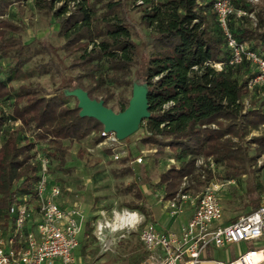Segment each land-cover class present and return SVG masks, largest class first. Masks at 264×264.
Listing matches in <instances>:
<instances>
[{
    "label": "trees",
    "instance_id": "obj_1",
    "mask_svg": "<svg viewBox=\"0 0 264 264\" xmlns=\"http://www.w3.org/2000/svg\"><path fill=\"white\" fill-rule=\"evenodd\" d=\"M12 1L0 0V17ZM32 1L36 9L50 13L59 23L58 35L64 39L62 48L67 54L81 51L73 62V67L82 70L75 78L77 85L90 98L101 99L113 109L109 105L113 92L108 85L132 87L137 66L138 45L126 19V2ZM55 1L63 3L53 8ZM138 1L132 2L141 8L140 22L149 30L143 41L148 53L142 76L148 88L150 116L143 120L147 128L141 143L154 145L160 154L165 148L170 150L179 163L160 174L157 186H164L163 197L174 196L180 179L193 171L195 159L200 156L212 157L223 166L225 177L250 175L249 162L264 152V136L251 138L256 142V155L250 154L242 139L264 124V86L257 84L248 89L247 82L256 71L247 61L228 64L230 52L216 22L213 1ZM233 4L235 8L253 11L257 23L248 28L242 27L243 19L237 26L231 20L229 29L239 42H250L251 48L264 56V9H255L246 0H233ZM101 9L102 13H98ZM17 31L10 21L0 18V60L6 61L0 69V102L11 112L0 116V134L8 132L0 147L1 224L11 221L7 209L12 202L34 200L37 152L46 155L49 163L55 160L57 168L62 169L69 150L64 141L79 142L92 132L98 133L96 142L103 141L102 125L92 118L79 117L77 101L69 106L62 92L44 96L23 85L11 89L9 83L24 76L30 50L19 36L10 34ZM217 63L221 69L215 67ZM84 77L90 80L88 85L81 81ZM248 95L255 99L246 105L244 98ZM116 104L121 111L128 99ZM16 120L21 121V128L30 130L32 140L3 129L5 123ZM134 196L137 202L142 198L136 191ZM125 206L147 213L134 202ZM85 228V234L91 233L90 221Z\"/></svg>",
    "mask_w": 264,
    "mask_h": 264
},
{
    "label": "rangeland",
    "instance_id": "obj_2",
    "mask_svg": "<svg viewBox=\"0 0 264 264\" xmlns=\"http://www.w3.org/2000/svg\"><path fill=\"white\" fill-rule=\"evenodd\" d=\"M121 1L126 2L124 4L126 19L130 24L132 39L138 45L134 82L140 83L143 82L142 65L146 62L148 53L143 43L146 37L144 35H147L149 30L140 22L141 8L136 7L133 0ZM246 2L250 3L249 0ZM62 3L63 1H55L53 8L59 7ZM102 11L103 9L98 13ZM0 18L7 19L19 29L10 34L19 36L23 43L29 44L30 49L23 68L24 76L20 80L10 82L11 89L14 91L18 86L23 85L34 89L36 94L44 96L62 92L68 105L74 106L77 101L75 97L65 94L66 91L79 87L75 78L82 70L73 67L75 65L73 62L79 57L81 51L77 50L67 54L62 48L64 39L58 35L59 23L55 18L50 13L36 9L32 0H13ZM240 23L242 27H254L248 17H244ZM238 24L239 22L234 25ZM5 63L4 59L0 60V69H3ZM81 81L84 85L90 82L86 77ZM108 86L113 92L109 105L113 106V110L117 112L119 107L116 103L130 98L131 86ZM254 99V96L248 95L244 101L248 105ZM7 113L10 115V108L0 102V116H5ZM21 127L20 120L10 121L3 125V129H10L9 132L16 131L19 136L32 140L30 130ZM146 128L145 122H141L136 131L125 139L119 140L120 143L115 149L103 142H96L95 137L98 133L94 132L79 142L64 141V144H69L64 167L58 169L55 160L50 163V178L56 181L62 189L56 201L61 204L65 203L67 207L80 206L87 219L91 218V213L96 209L121 208L126 207V203L134 202L146 210L147 213L143 215L155 223L158 228L167 225L166 228L175 230L181 222H186L189 211H184L175 218L168 216L161 201L164 186H157L160 174L169 166H178L179 163L174 159L170 150L165 148L164 153L160 154L155 152L154 145L141 143V138L146 135ZM7 133L4 131L0 134V147ZM256 136H264V124L260 125L257 130L247 133L242 139V142H247L250 154L255 155L258 152L254 150L256 142H253L251 138ZM232 140L236 142L237 138L234 137ZM116 153L119 154L117 160L114 159ZM258 157L256 156L249 162L251 174H243L237 178L225 177L224 167L216 165L217 177L235 180V183L228 186L226 192L221 193L223 206L221 223L232 222L258 205L260 184L263 181L257 162ZM138 158L141 159L140 162L136 161ZM198 189L199 187H195V190ZM135 191L142 196L138 202L134 196ZM85 229L84 227L78 234V245L72 252L77 258V264H140L146 258L137 234L133 233L128 238L122 239L110 251L102 254L92 234L85 236ZM257 247L260 246L252 245V242L230 243L222 248L214 249L211 257L224 259L229 255L232 258L247 248Z\"/></svg>",
    "mask_w": 264,
    "mask_h": 264
},
{
    "label": "built area",
    "instance_id": "obj_3",
    "mask_svg": "<svg viewBox=\"0 0 264 264\" xmlns=\"http://www.w3.org/2000/svg\"><path fill=\"white\" fill-rule=\"evenodd\" d=\"M212 1L216 22L225 38V48L230 52L228 64L247 61L256 71L247 82L248 89L257 84L264 86V56L251 48L250 42H239L229 29L231 20L239 21L244 17L255 26L254 12L235 8L233 0ZM249 2L255 9H264V0ZM215 67L221 69V64L217 63ZM100 135L103 136L101 142L112 149L120 143L114 133L102 130ZM260 157L264 159V152L257 159L263 177L258 205L224 224L221 223V193L226 192L235 180L217 177V164L212 157L196 158L193 171L180 179L174 196L162 197L170 218L187 210L190 212L186 222L172 230L156 227L142 212L127 207L96 209L90 219L80 206L63 207L56 201L62 189L50 178L49 158L37 152L34 160L39 169L34 200L30 202L29 198H24L12 202L7 209L11 221L0 223V264H77L72 252L87 221H90L91 234L102 254L122 239L137 234L146 253L140 264H264V160ZM118 158L119 154H114V159ZM195 187L199 189L195 190ZM237 242H252L260 247L247 248L232 258L229 255L224 259L211 257L214 249Z\"/></svg>",
    "mask_w": 264,
    "mask_h": 264
},
{
    "label": "water",
    "instance_id": "obj_4",
    "mask_svg": "<svg viewBox=\"0 0 264 264\" xmlns=\"http://www.w3.org/2000/svg\"><path fill=\"white\" fill-rule=\"evenodd\" d=\"M65 95L73 96L77 100L79 117H89L98 121L104 132L114 133L118 140L131 135L140 123L150 116L146 82L132 83L127 106L117 112L105 106L103 100L90 98L80 87L66 91Z\"/></svg>",
    "mask_w": 264,
    "mask_h": 264
},
{
    "label": "crops",
    "instance_id": "obj_5",
    "mask_svg": "<svg viewBox=\"0 0 264 264\" xmlns=\"http://www.w3.org/2000/svg\"><path fill=\"white\" fill-rule=\"evenodd\" d=\"M233 21L235 22V23H238V21L237 20H235V19H233ZM60 205H62L63 207H67V205L64 203V204H61V203H59ZM70 204V203H69ZM71 205V204H70ZM69 206V205H68ZM72 206V205H71ZM71 206H69V207H71ZM188 211V210H187ZM93 214V212L91 213V215ZM189 214H190V212H189ZM89 216V215H88ZM189 216V215H188ZM188 218V217H187ZM148 220V219H147ZM181 223H183V222H181ZM163 228H166L167 227V225H166V227L165 226H162ZM166 229H168V228H166ZM84 234H85V231H84ZM85 236H86V234H85Z\"/></svg>",
    "mask_w": 264,
    "mask_h": 264
}]
</instances>
